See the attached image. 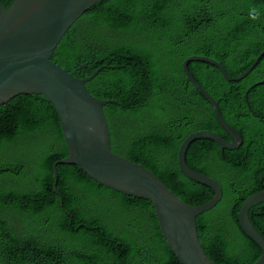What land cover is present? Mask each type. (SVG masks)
I'll use <instances>...</instances> for the list:
<instances>
[{"label":"trees","instance_id":"16d2710c","mask_svg":"<svg viewBox=\"0 0 264 264\" xmlns=\"http://www.w3.org/2000/svg\"><path fill=\"white\" fill-rule=\"evenodd\" d=\"M12 3L0 0V7ZM263 52L264 0H101L52 61L80 79L103 68L87 88L113 101L104 109L112 152L198 207L216 194L183 176L179 149L197 132L230 138L183 63L205 57L240 78ZM189 71L244 140L239 150L223 151L201 138L187 152L188 167L223 190L221 202L197 218L202 247L214 264H255L262 252L239 216L245 201L264 191V57L238 83L203 62ZM68 156L59 116L45 97L22 95L0 107V264H181L149 201L107 189L71 165L57 167L55 194L54 165ZM249 219L264 238V203Z\"/></svg>","mask_w":264,"mask_h":264},{"label":"water","instance_id":"95a60500","mask_svg":"<svg viewBox=\"0 0 264 264\" xmlns=\"http://www.w3.org/2000/svg\"><path fill=\"white\" fill-rule=\"evenodd\" d=\"M101 0H13L10 8L0 7V107L22 95H40L55 108L69 156L54 165V192H58L59 165L79 167L99 185L117 193L152 203L165 241L181 264H214L206 255L199 236L197 218L214 209L223 198L215 179L191 170L186 162L190 146L201 138L223 151L239 150L242 135L224 119L218 103L189 71L193 62L217 67L231 83L246 79L264 57V52L240 78H232L218 62L205 57H189L184 73L194 88L213 107L217 120L230 141L219 134L202 131L191 134L178 152V165L184 177L210 188L215 197L198 207L179 199L156 175L143 165L112 152L111 134L105 107L113 101L99 100L87 88L102 71L80 79L52 61L61 41L72 27ZM87 65H84L86 68ZM264 82L259 83V85ZM249 93V92H248ZM248 103V94L246 95ZM264 203V191L250 196L243 204L239 223L246 236L261 250L255 264H264V238L249 219V211Z\"/></svg>","mask_w":264,"mask_h":264}]
</instances>
